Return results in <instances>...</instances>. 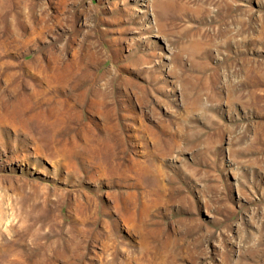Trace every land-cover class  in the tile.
<instances>
[{
    "label": "rangeland",
    "instance_id": "obj_1",
    "mask_svg": "<svg viewBox=\"0 0 264 264\" xmlns=\"http://www.w3.org/2000/svg\"><path fill=\"white\" fill-rule=\"evenodd\" d=\"M0 264H264V0H0Z\"/></svg>",
    "mask_w": 264,
    "mask_h": 264
},
{
    "label": "bare ground",
    "instance_id": "obj_2",
    "mask_svg": "<svg viewBox=\"0 0 264 264\" xmlns=\"http://www.w3.org/2000/svg\"><path fill=\"white\" fill-rule=\"evenodd\" d=\"M148 5V4H147ZM147 7V6H146ZM149 11V9L147 8V10H145V12H148ZM17 112H20V110L18 109L17 110Z\"/></svg>",
    "mask_w": 264,
    "mask_h": 264
}]
</instances>
